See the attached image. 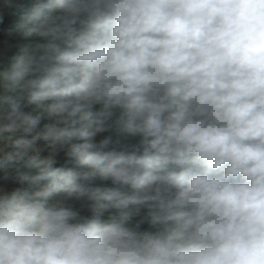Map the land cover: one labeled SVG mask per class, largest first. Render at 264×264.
Segmentation results:
<instances>
[{
    "label": "clouds",
    "instance_id": "9594fccd",
    "mask_svg": "<svg viewBox=\"0 0 264 264\" xmlns=\"http://www.w3.org/2000/svg\"><path fill=\"white\" fill-rule=\"evenodd\" d=\"M16 14L0 264H264V0H0Z\"/></svg>",
    "mask_w": 264,
    "mask_h": 264
},
{
    "label": "trees",
    "instance_id": "16d2710c",
    "mask_svg": "<svg viewBox=\"0 0 264 264\" xmlns=\"http://www.w3.org/2000/svg\"><path fill=\"white\" fill-rule=\"evenodd\" d=\"M20 22V14L16 15H6L4 18V24L0 26V39H11V37H14L17 35L16 25ZM54 167L61 168L63 170H73V171H83L84 166L80 165L78 161L71 160V161H65L64 159H61ZM16 168H20L21 171L27 172L31 175H39L40 169L37 168H27L23 165V163L13 165L10 167V171H14ZM41 183H46V181H42ZM4 187H6L9 191L15 190L16 188L20 187L18 183H16L14 180H9L4 182ZM77 207L80 209L82 215H86L89 218H98L102 220L103 222H111L113 218H117L119 216V213H117L116 210H106L105 212L97 215L94 213L89 207L84 206L81 207L77 205ZM129 215L132 216V218H135V209L134 207H131L127 210ZM147 227V225H145Z\"/></svg>",
    "mask_w": 264,
    "mask_h": 264
}]
</instances>
